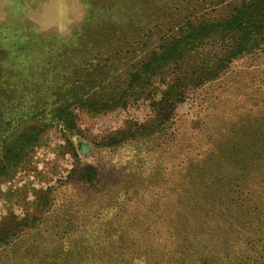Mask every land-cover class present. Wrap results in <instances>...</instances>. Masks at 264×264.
I'll return each instance as SVG.
<instances>
[{
	"label": "rangeland",
	"instance_id": "rangeland-1",
	"mask_svg": "<svg viewBox=\"0 0 264 264\" xmlns=\"http://www.w3.org/2000/svg\"><path fill=\"white\" fill-rule=\"evenodd\" d=\"M244 1L0 0V30L44 36L55 56L113 46L119 81L139 55L130 45L171 35L168 15L224 19ZM173 114L117 145L125 122L150 119L147 103L79 111L68 142L48 128L0 178V264H264V42Z\"/></svg>",
	"mask_w": 264,
	"mask_h": 264
},
{
	"label": "trees",
	"instance_id": "trees-1",
	"mask_svg": "<svg viewBox=\"0 0 264 264\" xmlns=\"http://www.w3.org/2000/svg\"><path fill=\"white\" fill-rule=\"evenodd\" d=\"M167 17L171 35L151 50L140 49L141 40L130 45L139 55L119 81L108 73L117 60L113 46L89 40L87 49L69 52L60 44L63 54L55 56L53 41L44 36L20 31L2 38L0 30V108L9 120L8 128L0 129V178L24 162L48 128H58L66 142L71 134L80 136L79 111L103 114L142 101L150 119L125 122L112 144L154 135L197 89L264 42V0L244 1L224 19ZM159 32L157 25L152 33ZM74 65H81L80 73ZM0 237L5 241L4 234Z\"/></svg>",
	"mask_w": 264,
	"mask_h": 264
}]
</instances>
